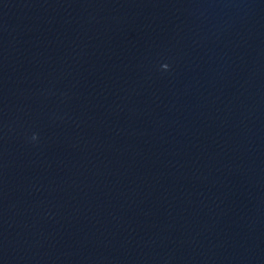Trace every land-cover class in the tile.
Masks as SVG:
<instances>
[{
    "label": "water",
    "instance_id": "obj_1",
    "mask_svg": "<svg viewBox=\"0 0 264 264\" xmlns=\"http://www.w3.org/2000/svg\"><path fill=\"white\" fill-rule=\"evenodd\" d=\"M0 264H264V0H0Z\"/></svg>",
    "mask_w": 264,
    "mask_h": 264
},
{
    "label": "clouds",
    "instance_id": "obj_2",
    "mask_svg": "<svg viewBox=\"0 0 264 264\" xmlns=\"http://www.w3.org/2000/svg\"><path fill=\"white\" fill-rule=\"evenodd\" d=\"M33 139H35V137H33Z\"/></svg>",
    "mask_w": 264,
    "mask_h": 264
}]
</instances>
